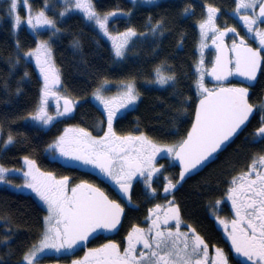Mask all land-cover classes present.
<instances>
[{"label": "trees", "instance_id": "obj_1", "mask_svg": "<svg viewBox=\"0 0 264 264\" xmlns=\"http://www.w3.org/2000/svg\"><path fill=\"white\" fill-rule=\"evenodd\" d=\"M197 1L216 4L221 9L231 6L228 0H161L151 6L134 8L127 0H95L99 12H127L124 17L112 20V29L132 27L139 34L147 33L143 41L131 44L119 62L114 59L109 44L80 14L69 13L58 20L47 40L59 68L63 91L77 101L69 123L97 131L104 117L90 96L104 85L110 84L112 91L114 85L132 82L138 100L116 119L115 129L142 133L159 144L181 141L191 125L199 98L193 89V64L198 40L196 24L203 8L195 7L193 15L185 12L186 3L196 6ZM41 3L36 0L37 8ZM158 21L162 22L158 30L161 34L153 38L149 28ZM35 45V35L26 27L13 33L6 20L0 22V163L16 169L27 157L39 169L70 174L68 169L51 161L47 152L65 121L55 122L46 130L29 122L38 106L40 78L23 54ZM158 67L174 76V81L163 86L153 83L151 79ZM261 86L262 78L255 90L260 91ZM249 99L254 104L261 100ZM10 135L13 142L1 148L3 140ZM249 151L245 143L236 142L202 171L188 177L179 190L177 201L184 218L198 226L207 238L215 234L209 210L225 194L228 173L245 165ZM45 214V208L31 194L0 185V264H21L25 253L42 239Z\"/></svg>", "mask_w": 264, "mask_h": 264}, {"label": "snow or ice", "instance_id": "obj_2", "mask_svg": "<svg viewBox=\"0 0 264 264\" xmlns=\"http://www.w3.org/2000/svg\"><path fill=\"white\" fill-rule=\"evenodd\" d=\"M24 4L28 8L26 23L33 30L44 25L55 28V22L48 19L43 10L33 17L31 6L27 4V0H24ZM74 6L77 9H82L86 19L94 20L104 34L108 35L107 22L110 16L116 15L115 12L107 13L101 17L94 11L90 0H75ZM257 6L259 7L258 13L254 12L252 16L244 15L240 19L250 34L255 31V36L261 47L253 49L240 47L234 43L232 50L236 53L235 71L228 69L225 62L218 56L216 65L209 73L216 80H223L230 75H239L248 81L256 79L257 68L261 65L260 53L264 50V31L258 28L254 29L253 26L264 22L262 20L264 18V0H237L235 9L238 14L240 9H255ZM18 7V0H10L8 10L14 19L13 27L25 23L17 13ZM187 11L186 9L185 12ZM217 12L218 9L208 7L207 19L199 25L202 35L207 33L210 26L213 31H217L214 23ZM64 14V12L60 13L61 16ZM161 25L160 21L153 25V33ZM227 31L236 32V29L229 28ZM136 35V31L129 28L118 36L109 37L113 42L116 57L124 55L130 38ZM223 35L224 33L221 32L219 37ZM219 37H214V42ZM243 43L244 41L241 39V45ZM24 56L35 57L45 81L38 108L32 119L48 125L55 119L54 116L47 114L48 99L51 96L59 101L60 97L52 92L50 87V84L59 83V76L55 69L49 65L50 52L47 42L38 43L36 49L24 53ZM42 56L45 58L42 59ZM46 65L49 66L46 67ZM197 71L200 72L199 67ZM174 79V76L162 74L160 67L156 69L155 82L159 85L163 86ZM196 84L202 98L197 105L195 120L187 137L177 144L165 146L162 149L143 135L126 137L115 135L112 130L114 117L119 109L127 107L137 99L132 85L129 84L122 101L115 108L110 107L111 101L103 100V97L97 95V99L105 104L107 111L108 131L104 133L103 137L93 138L90 133L80 129L73 139L68 140L66 139L67 133L72 130L66 129L65 136L56 140L55 147L65 157L99 167L102 172L115 180L120 191L125 195L129 194L132 178L137 175L144 177L145 187L151 189L150 194L154 195L156 190L152 189L153 176L161 169L154 167L152 162L156 154L162 151H166L169 155L174 154V158L180 162L181 172L180 179L175 183L169 177L164 178L167 182L163 190L165 193H171L186 175L191 174L198 167L205 166L226 142H230L246 126L256 108L264 111V103L252 105L248 102V88L210 90L203 84V74ZM64 105V111L57 110L56 116H64L72 111L70 101L65 99ZM260 123L261 126L252 134V140L256 142L264 141V116L261 117ZM12 142L13 137L10 135L5 144ZM51 147L53 145H49V148ZM25 161L29 166V171L24 175L30 177L25 186L32 189L45 201L48 205L49 215L45 217L47 227L39 242V247L33 245L32 249L25 253L24 264H34V257L45 249H55L57 252L61 249H71L78 241L86 240L96 229L112 230L120 223L123 209L115 201L108 200L98 189L87 184H80L71 188L69 196L66 187L67 177L54 181L50 173L47 175L37 174L38 169H35L34 161L28 160L27 157H25ZM117 165L119 170L114 171ZM8 171L10 170L0 167V181H3V174ZM253 173L255 174L254 179L251 178ZM230 183L233 186L228 189V199L232 201L237 219L232 221V231L228 239L236 253L246 257L252 264H264V155L254 157L248 166V171L234 177ZM220 203L221 201L216 202L217 205ZM172 204L174 201H169V205ZM155 207L156 210H159L161 205L158 204ZM152 212L153 209H150V215ZM54 219L55 224L52 223ZM170 219L176 221L177 230L175 232L158 230L160 225L159 217H157V220L152 223V228H156L157 231L150 238L145 237L143 229L133 228V231L128 235L130 246L124 249L123 256L120 255L116 244L109 243L99 249L90 250L85 255V261L91 257L94 264H208V245L203 239L199 235H195L190 226L188 233L179 231L181 221L177 208L169 207L163 223L167 225ZM151 230L150 228L149 232ZM181 236L184 237L183 247L178 244V238ZM133 238L137 242H142L144 248L148 250L147 252L141 251L139 257L133 255L135 248L131 243ZM215 253V256L211 258V264H228L222 249L217 248ZM85 261H73L72 264H85Z\"/></svg>", "mask_w": 264, "mask_h": 264}, {"label": "flooded vegetation", "instance_id": "obj_3", "mask_svg": "<svg viewBox=\"0 0 264 264\" xmlns=\"http://www.w3.org/2000/svg\"><path fill=\"white\" fill-rule=\"evenodd\" d=\"M228 1L231 2V6L227 9L226 8L221 9L218 6L209 3L205 4L204 2L200 3L199 1H197L196 6L194 4L193 5L188 3L185 4V8L189 9L188 11H190L191 15L195 13L194 8L197 6L203 8L202 9L203 13L205 11L204 8L205 6L206 7L210 6L216 9L218 8V12L216 13V17L214 21L215 29L217 31H213L210 26L207 33L203 35L205 39H204V46H202L201 48V52L199 53L197 49V43L195 44V48H194V61L197 59V57L198 58L200 57V59L202 60L203 73L205 76L204 79L206 80L208 77V71L214 62L216 51L223 43L226 44V46L229 49L230 70H232L233 72L235 71V67H236L235 64L236 57L233 55L234 51L232 50L234 43L235 45L239 46L241 45V39H243L244 41L243 45L251 46L253 49H257L261 47L258 38L255 36V31L250 34L247 31L245 25H242L244 24L243 21L241 24L238 21H235L236 25H233V21H232L233 19L231 18L228 19V17H233L231 10L233 7L236 8L237 0H228ZM257 10H258V6L255 9L252 8L240 9L238 14L239 16H244V15L252 16L254 12L257 13ZM186 14L188 13L186 12ZM202 17L203 15L201 16L200 19L198 18L196 28L197 25L201 23V21L203 20ZM226 25L227 28H225ZM228 27L235 28L236 32H228L227 31ZM253 27L254 29L258 28L259 30L264 31V23H258ZM221 32H223L224 35L222 37H219V34ZM214 37H219V38L215 39L214 42ZM260 56H261L260 72L257 81L254 85L248 86L243 82H239L235 77V75H231V79L229 80L228 83L222 85L221 84L215 85L213 89L221 86H225L229 88H234V87L248 88L249 90L248 99L250 97L253 98L258 97V99H261L258 104H254L250 102L249 99V102L252 105H259L261 103H264V50L261 51ZM260 78H262V86H261L262 88L260 91H258L257 89L255 90V87ZM116 105L110 107L115 108ZM131 108L132 107L129 108L125 107L119 109L116 117H114L113 119L112 130L115 133V135L118 137L140 136V135L145 136L144 134L136 131L122 132V131H117L115 129L114 125L116 119L124 115ZM99 110L101 114L104 116V122L102 124V127L100 130L98 129L99 131L97 130V131H89V132L97 136H99L102 133L101 137H103L104 133L108 131V122L106 115L107 111L105 109V104L103 102H102V106L99 107ZM262 116H264V111H261L259 108H256V112L253 115L251 122H249L247 126L239 133V135L223 150L224 152L227 151L236 142H243L248 146V148H250V151L246 155L244 161L245 165L244 166L241 165V168L239 170H237V168H234L228 173V176L225 179V187H226L225 194L218 200L221 201V203L217 205L215 202V204L209 210L210 211L209 216L212 219L213 230L215 232L212 238H207L203 234V232L199 229L198 226H196L195 224L184 218L183 213L181 211V207L179 206L177 201L179 190L182 185L179 186L177 184V186L172 190L171 193L164 192L163 190L164 185L167 182L164 179L165 177H169L173 183H175L178 179V168L174 165L172 161V155H169L166 151L157 153L155 159L152 162V165L154 167L161 169L159 173H156L153 176L152 189L156 190L154 195L150 194L151 189H147L145 187L144 177H141L139 175L134 176L132 178L129 194L125 195L120 191V187L115 182V180L107 176L104 172H102L99 167L93 164H86L81 160L72 159V161H68L67 158L64 157L62 158L63 155H61V153L55 154L57 160L51 159L50 158L51 154H49V158L51 159V161H55L56 165H60V167L64 169H68L71 173L66 175H61L55 173L54 171L42 170L37 167L38 169L37 174L43 173L47 175L50 173L54 181L63 180L65 177H67L68 179H67L66 187H67V194L69 196L71 195V188L76 187L77 185L80 184L90 185L98 189L100 192H102L104 196L108 198V200L115 201L117 204H119L124 211V215L120 227L117 229L116 232H111L104 228H98L93 233H91L86 240L78 241L77 244H75L71 249H61L59 252H57L55 249H45L43 252L37 253L36 257H34V264H72L73 261H85L86 253H89L90 250L99 249L103 245L109 243L116 244L118 246V251L120 255L123 256L124 249L130 246L128 241V235L130 232L133 231L134 227L143 229L145 232V237L150 238L154 236L155 232L157 231L156 228H152V223L153 221L157 220V217H159L160 227L158 230L165 232L167 231L175 232L177 230L176 221L174 219H170L167 225L163 223L169 207H175L179 210V219L181 221L179 231L181 233H188L190 226V228L194 230L195 235H199L203 239L205 244L208 245V256H209L208 264H211V258L215 256L216 254L215 250L217 248L223 250L227 258L228 264H252V262L249 261L246 257L234 251V249L231 246V241L228 239V236L232 231V221L234 219H237L235 211L232 207V201L228 199V189L229 187L233 186L231 185L230 181L234 177H238L242 173L248 171V166L252 163L254 157H259L260 155H264V141L256 142L252 140V134L256 131V129H258L261 126L260 121ZM152 142L157 146L164 145V144L156 143L154 141ZM233 149L236 148L233 147ZM118 170L119 167L117 165V168L114 169V171H118ZM251 178L253 179L255 178L254 173L252 174ZM28 179L29 177L27 178V180ZM169 201H174V204L169 205ZM158 204L161 205V208L159 210H156L155 206ZM150 209H153L151 215L149 213ZM53 224H55V219L53 221ZM225 225H227V227H225ZM150 228L152 229L151 232H149ZM183 240H184L183 236L178 238V244L180 247H183ZM131 243L135 246L133 255L136 257H139L141 251L144 252L148 251L147 249L144 248L143 243L137 242L135 238H133ZM161 254H163V252H161ZM85 264H94V261L92 260L91 257H89V259L85 261Z\"/></svg>", "mask_w": 264, "mask_h": 264}, {"label": "rangeland", "instance_id": "obj_4", "mask_svg": "<svg viewBox=\"0 0 264 264\" xmlns=\"http://www.w3.org/2000/svg\"><path fill=\"white\" fill-rule=\"evenodd\" d=\"M37 1H41L42 2L41 3V7L37 8V6L35 5L36 4V0H27V4L31 6L33 17L39 11L43 10L44 13H45V16L48 19H51V20H53L55 22V28H52V27L47 26V25H44V26H39L35 30H33L26 23V20H27V17H28V8H27V6H25L24 0H18L19 7H18V10H17V13L20 16L21 20L25 21V23H22V24H20V25H18L16 27H13L14 19H13V16L9 14V10H8L9 9L10 0H0V16L4 15V18L0 19V22L6 20L8 22V24L10 25L11 31L13 33H16L21 27H26L28 30L32 31L33 34L35 35V38H36V45L32 49H30L29 51L36 49L38 43L47 42V47H48L49 52H50L49 65L55 69L56 74L59 76V83L55 84V85H51L50 84V87H51V91L56 93V95L58 97H60V99H59V101H57L56 98L51 97V96L48 99V103H47V106H46L47 114L50 115V116H54L55 117V119L52 120L48 125H44L40 121L32 119V116L36 113V110H37L38 106H36V110L34 111V114H32V116L29 118L30 119L29 122L32 125L36 126V127H39L41 129H45L46 130L49 127H51V125L54 124L55 122H59V121H62V120L65 121L63 123L59 133L54 137V140L50 143V145H53V147H51V148H49V146L47 147L48 154H51L50 158L57 160V157H56L55 154L60 153V151H59L58 148L55 147V142H56V140L59 137L65 136V130L66 129H71L72 130V131L67 133L66 139H68V140L73 139L76 136L78 130H80V129H83L84 131H86L88 133H90V132L88 130L82 128L81 126L69 123V121L73 118V115L75 113V108L77 106V101L69 98L67 96V94L63 91V88H62V85H61V75H60V72H59V68L56 66V64H55V62H54V60L52 58L51 46L49 44V41L47 40L48 39L47 35L49 33H52L56 29V22L58 20H60V19H63V17H65L69 13H78V14H80L85 20L90 22L95 27V29L99 33L100 37L103 38L109 44L110 49H111L112 54H113V57L118 62L121 61L124 58V55L128 51V49L131 46V44L136 42V41H138V40L143 41L142 39H144V36L147 33L145 32V33L139 34L138 32H136L137 35L134 36V37H131L130 40H129V44L126 45L125 51H124V55L122 57H116L115 53H114V49H113V42H112L111 39H109V37L110 36H112V37L118 36L119 34L126 32L129 28H132V27H127V28H125L123 30H119V29H116V28H115L116 30H114V29L111 28L112 20H114L116 17L117 18L124 17V12H125L124 10H111V11H106V12H99V11L96 10L95 0H90L91 4L93 5L94 11L97 12L101 17H103L104 15H106L107 13H110V12H115L116 13L115 16H110L109 17L108 22H107L108 35H105L104 32L98 27V25H96L94 20L86 19L83 10L82 9H77L74 6L75 5V0H37ZM127 1H129L132 4V7H134V8H142V7H146L148 5L151 6V5L157 4L161 0H127ZM185 2H187V1H185ZM214 5L217 6L216 4H214ZM204 8H205V11L202 14L203 15L202 19L203 20L201 21V23L204 22L207 19V16H208V7L205 6ZM235 9L236 8L233 7L232 10H231V13H232L233 17L236 20L233 17H228V19H230V18L233 19L232 20L233 21V25H236L235 21H238L241 24L242 23V20L240 19L241 16H239V14H237ZM61 12H64L65 14L63 16H61L60 15ZM125 13H127V12H125ZM199 25H200V23L197 25V29H198L197 49H198V51L200 53L202 46H204L205 37L201 34V29H200ZM227 25L225 26V28H227ZM242 25H244V24H242ZM228 29H229V27H228ZM158 30L155 33H153L152 27H151V28H149V34L152 35L153 38H154V36L156 38L160 37L161 31H158ZM29 51H27V52H29ZM26 58L29 59L30 62L35 66V71L38 73V76L40 78V97H39V102H40L42 89H43L44 83H45L44 76L41 74L40 68L37 66V62H36L35 57L32 56V57H26ZM44 58L45 57L42 56V59H44ZM201 61L202 60L200 59V57L199 58L197 57V59L194 61V64H193V69H194L193 89H194L195 95L197 97L200 96V90L197 87L196 81L200 78L201 74H203V84H204V86L206 88L211 90V89H213L215 87V85L209 84L207 82V80L204 79L205 76H204V73H203V63H201ZM49 65H46V67L49 66ZM198 67L200 69V72L197 71ZM162 74L169 75L165 71H162ZM151 81L153 83H156L155 82L156 81V74L151 79ZM129 84L132 85V87L134 89V93L137 95V99H136V101L134 103L128 105L127 107L128 108L129 107H134V105L136 104V102L138 100V93H137V89H136L135 85L132 82H123V83L114 85L115 89L112 90V91L109 90V88L111 87L110 84H107L106 86L104 85L101 89H98V91L94 92L90 96V99H91V101H94L95 103H97L101 107L102 106V101L100 99H97V95H99V96L103 97V100L111 101L112 103L110 104V106H114V105H116V104H118V103H120L122 101L124 93H126V91H127V85H129ZM156 84H158V83H156ZM65 99L70 101V106L72 108V111L69 112L68 114L64 115V116H56L57 110H59L61 112L64 111V101H65ZM39 102H38L37 105H39ZM106 115H107V112H106ZM100 128L101 127H99V130H100ZM90 135H91V137L97 139V138H100L102 136V133L99 136L93 135L91 133H90ZM0 140H1V137H0ZM7 140H3V142L1 143V145H2L1 148L5 149L9 145V144H5V141H7ZM171 145H174V144L158 145V147H161L163 149V148H165V146H171ZM63 157L67 158L68 161H72V158L62 156V158ZM0 167H3L5 169H9L10 170V171L5 172L3 174L4 175V179H3V181H0V185H4L5 184V185H7V187H9L10 189H12L14 191L31 194L45 208V210H46L45 217H47L49 215L48 205L45 203V201H43L37 195L36 192H34L32 189H30V188L25 186L26 185V181L30 180V177L27 180L28 177H25V175H24L25 172L29 171V166L26 163L25 159L21 162L20 168H16V169L6 168V167L2 166L1 163H0ZM35 169H37V166H35ZM53 221H52V223H53ZM46 227H47V225L45 223L43 234H44V231H45ZM39 242L37 244V247H39ZM21 264H24L23 260L21 261Z\"/></svg>", "mask_w": 264, "mask_h": 264}, {"label": "water", "instance_id": "obj_5", "mask_svg": "<svg viewBox=\"0 0 264 264\" xmlns=\"http://www.w3.org/2000/svg\"><path fill=\"white\" fill-rule=\"evenodd\" d=\"M259 12V7H258V10H257V13ZM262 20H264V18H262ZM260 23H264V22H260ZM240 47H250V48H252L251 46H248V45H239ZM233 55L236 57V53L235 52H233ZM221 57V59L225 62V64H226V66H227V68L228 69H230V53H229V49H228V47L226 46V44H222V45H220V47L218 48V50L216 51V54H215V59H214V62H213V64H212V66H211V68L209 69V71H208V77H207V79H208V81H209V83H211V84H216V85H219V84H225V83H228L229 82V80L231 79V75L230 76H226L223 80H216L212 75H210L209 73L211 72V70H212V68L216 65V62H217V57ZM261 66V65H260ZM259 72H260V67L259 68H257V72H256V79L254 80V81H248V80H246L244 77H242V76H239V75H235V77L237 78V80L239 81V82H243V83H245V84H247L248 86H252V85H254L255 83H256V81H257V78H258V75H259ZM220 88H229V87H225V86H221V87H218V88H216L217 90L218 89H220ZM202 97H200L197 101H196V103H195V107H194V113H193V118H192V122H191V125H190V127H189V129H188V131H187V133H186V135H185V137H184V139L187 137V134H188V132L190 131V129H191V127H192V124H193V122H194V120H195V115H196V108H197V105L199 104V101H200V99H201ZM248 102H249V99H248ZM250 103V102H249ZM255 113V112H254ZM253 115L254 114H252L251 116H250V118H249V121L251 120V118L253 117ZM249 121L247 122V124L249 123ZM247 124H246V126H247ZM246 126H244L239 132H238V134H236L231 140H230V142H226V144L222 147V149L221 150H219L215 155H214V157L209 161V162H207V164L205 165V166H202V167H198L194 172H192L191 174H189V175H186L185 176V178L178 184L179 186L180 185H182L183 183H184V181L188 178V177H191V176H193V175H195V174H197V173H199L200 171H202L206 166H208L210 163H212L213 161H215L216 160V158H217V156H218V154L219 153H221L238 135H239V133L246 127ZM172 161H173V163H174V165L178 168V179L177 180H179L180 179V172H181V166H180V162H179V160L178 159H175L174 158V154L172 155ZM123 215H124V211L121 213V215H120V223L117 225V227L115 228V229H112V230H109V231H111V232H116L117 231V229L120 227V224H121V221H122V218H123Z\"/></svg>", "mask_w": 264, "mask_h": 264}]
</instances>
